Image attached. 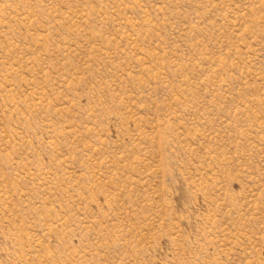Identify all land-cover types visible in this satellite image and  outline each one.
I'll use <instances>...</instances> for the list:
<instances>
[{"label": "rangeland", "instance_id": "1", "mask_svg": "<svg viewBox=\"0 0 264 264\" xmlns=\"http://www.w3.org/2000/svg\"><path fill=\"white\" fill-rule=\"evenodd\" d=\"M0 264H264V0H0Z\"/></svg>", "mask_w": 264, "mask_h": 264}]
</instances>
